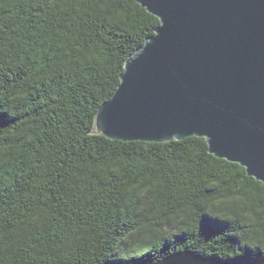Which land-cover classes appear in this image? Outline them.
Segmentation results:
<instances>
[{
	"label": "trees",
	"instance_id": "obj_1",
	"mask_svg": "<svg viewBox=\"0 0 264 264\" xmlns=\"http://www.w3.org/2000/svg\"><path fill=\"white\" fill-rule=\"evenodd\" d=\"M160 20L137 0H0V264L264 257V182L205 138L94 132Z\"/></svg>",
	"mask_w": 264,
	"mask_h": 264
},
{
	"label": "water",
	"instance_id": "obj_2",
	"mask_svg": "<svg viewBox=\"0 0 264 264\" xmlns=\"http://www.w3.org/2000/svg\"><path fill=\"white\" fill-rule=\"evenodd\" d=\"M160 23L125 62L94 132L123 141L206 139L264 182V0H137ZM154 264H264L186 249Z\"/></svg>",
	"mask_w": 264,
	"mask_h": 264
}]
</instances>
